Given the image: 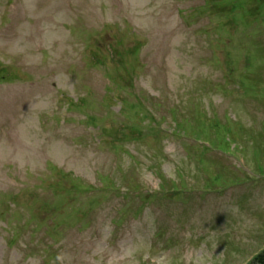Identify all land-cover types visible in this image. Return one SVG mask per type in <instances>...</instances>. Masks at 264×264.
Segmentation results:
<instances>
[{
    "label": "rangeland",
    "instance_id": "374dc122",
    "mask_svg": "<svg viewBox=\"0 0 264 264\" xmlns=\"http://www.w3.org/2000/svg\"><path fill=\"white\" fill-rule=\"evenodd\" d=\"M256 1L0 0V65L12 77L0 81V264H240L262 248ZM129 93L159 130L235 145L251 172L157 134ZM102 178L228 190L200 200L144 189L140 204L78 191Z\"/></svg>",
    "mask_w": 264,
    "mask_h": 264
}]
</instances>
